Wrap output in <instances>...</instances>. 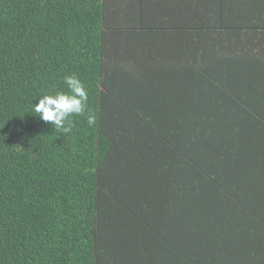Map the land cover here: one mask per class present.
<instances>
[{
	"label": "trees",
	"instance_id": "trees-1",
	"mask_svg": "<svg viewBox=\"0 0 264 264\" xmlns=\"http://www.w3.org/2000/svg\"><path fill=\"white\" fill-rule=\"evenodd\" d=\"M0 264H264V0H0Z\"/></svg>",
	"mask_w": 264,
	"mask_h": 264
},
{
	"label": "clouds",
	"instance_id": "clouds-1",
	"mask_svg": "<svg viewBox=\"0 0 264 264\" xmlns=\"http://www.w3.org/2000/svg\"><path fill=\"white\" fill-rule=\"evenodd\" d=\"M68 91H58L41 96L34 104V113L54 130L63 134L72 132L74 117L86 115L89 127L97 124V116L88 110L89 93L84 83L75 75L64 77Z\"/></svg>",
	"mask_w": 264,
	"mask_h": 264
}]
</instances>
